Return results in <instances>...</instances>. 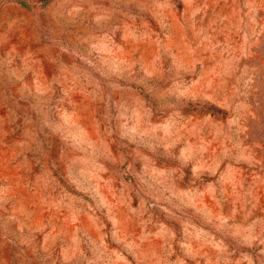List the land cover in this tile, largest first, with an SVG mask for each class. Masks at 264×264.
Wrapping results in <instances>:
<instances>
[{"label":"rangeland","instance_id":"1","mask_svg":"<svg viewBox=\"0 0 264 264\" xmlns=\"http://www.w3.org/2000/svg\"><path fill=\"white\" fill-rule=\"evenodd\" d=\"M0 264H264V0H0Z\"/></svg>","mask_w":264,"mask_h":264}]
</instances>
